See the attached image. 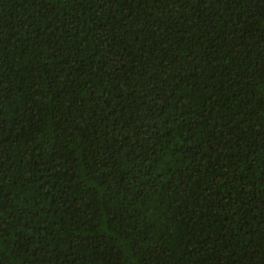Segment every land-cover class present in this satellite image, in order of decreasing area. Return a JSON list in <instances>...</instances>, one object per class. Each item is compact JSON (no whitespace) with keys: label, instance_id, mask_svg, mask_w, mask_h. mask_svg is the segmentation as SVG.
<instances>
[{"label":"trees","instance_id":"1","mask_svg":"<svg viewBox=\"0 0 264 264\" xmlns=\"http://www.w3.org/2000/svg\"><path fill=\"white\" fill-rule=\"evenodd\" d=\"M0 264H264V0H0Z\"/></svg>","mask_w":264,"mask_h":264}]
</instances>
